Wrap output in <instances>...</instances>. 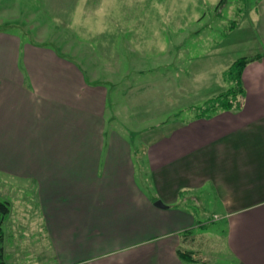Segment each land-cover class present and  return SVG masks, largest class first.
<instances>
[{"label": "crops", "instance_id": "0c3cea01", "mask_svg": "<svg viewBox=\"0 0 264 264\" xmlns=\"http://www.w3.org/2000/svg\"><path fill=\"white\" fill-rule=\"evenodd\" d=\"M246 18L261 46L242 70L240 107L190 117L144 145L143 187L129 139L106 131V87L55 50L0 31L1 186L33 187L30 199L13 195L7 216L36 205L29 224L46 264H200L204 225L179 203L205 189L227 256L264 264V0ZM21 248L39 258L31 243Z\"/></svg>", "mask_w": 264, "mask_h": 264}, {"label": "rangeland", "instance_id": "374dc122", "mask_svg": "<svg viewBox=\"0 0 264 264\" xmlns=\"http://www.w3.org/2000/svg\"><path fill=\"white\" fill-rule=\"evenodd\" d=\"M252 1L0 0V31L55 50L106 87V131L129 139L136 181L143 187L144 177L149 178L139 173L144 145L226 92L234 85L226 73L232 62L259 53L260 42L249 35L246 18ZM3 183L0 179V203L12 201L14 194L30 199L32 186L19 182L9 191ZM185 194L187 205H179L192 211L195 224L204 225L198 230L207 238L200 241L205 255L200 264H235L216 239L223 224L213 219L216 203L210 191ZM29 206V214L21 215L14 206L0 219L7 264H46L38 226L29 224L37 207ZM20 221L26 225L22 229L16 225ZM29 243L40 250L39 258L24 253L21 245Z\"/></svg>", "mask_w": 264, "mask_h": 264}, {"label": "trees", "instance_id": "16d2710c", "mask_svg": "<svg viewBox=\"0 0 264 264\" xmlns=\"http://www.w3.org/2000/svg\"><path fill=\"white\" fill-rule=\"evenodd\" d=\"M253 57H239L228 67L227 75L230 81L234 83L226 92L209 98L201 107L194 108L192 117L194 118H209L219 110H231L240 107L238 96L243 97V87L241 84V73L247 63L252 61ZM9 212L8 203H0V219L3 220ZM3 233L0 227V240ZM182 259H185L187 254L178 253ZM0 264H6L4 261L3 248L0 246Z\"/></svg>", "mask_w": 264, "mask_h": 264}, {"label": "water", "instance_id": "95a60500", "mask_svg": "<svg viewBox=\"0 0 264 264\" xmlns=\"http://www.w3.org/2000/svg\"><path fill=\"white\" fill-rule=\"evenodd\" d=\"M154 205H156L158 207H162V208L165 207V206L162 205V203L160 201H155Z\"/></svg>", "mask_w": 264, "mask_h": 264}]
</instances>
